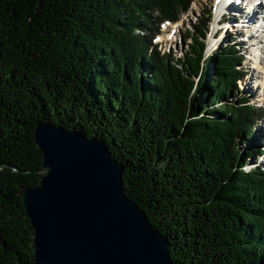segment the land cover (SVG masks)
<instances>
[{
	"label": "trees",
	"instance_id": "trees-1",
	"mask_svg": "<svg viewBox=\"0 0 264 264\" xmlns=\"http://www.w3.org/2000/svg\"><path fill=\"white\" fill-rule=\"evenodd\" d=\"M145 1L0 0V264H34L21 194L41 176L37 122L106 145L172 264H264L263 146L248 145L260 115L239 95L242 57L228 41L203 59L210 14L182 60L161 52L160 24L195 0Z\"/></svg>",
	"mask_w": 264,
	"mask_h": 264
},
{
	"label": "water",
	"instance_id": "water-1",
	"mask_svg": "<svg viewBox=\"0 0 264 264\" xmlns=\"http://www.w3.org/2000/svg\"><path fill=\"white\" fill-rule=\"evenodd\" d=\"M36 186L21 203L34 264H172L168 242L123 191V166L106 145L77 130L37 122Z\"/></svg>",
	"mask_w": 264,
	"mask_h": 264
},
{
	"label": "rangeland",
	"instance_id": "rangeland-1",
	"mask_svg": "<svg viewBox=\"0 0 264 264\" xmlns=\"http://www.w3.org/2000/svg\"><path fill=\"white\" fill-rule=\"evenodd\" d=\"M137 3H144L143 6L147 7V1L145 0H137ZM214 0H195L190 9L183 14L179 15V19L174 24H168L165 23L162 25V27L159 30V36L155 39L154 43H160L162 42L161 46H158V49L161 50V52H169L170 55L174 59L182 60V56L186 51H190L189 45L192 43V39L190 36H187L190 34L192 29L199 25V21H203L204 18L207 17V14H210L209 22L206 25V30L204 32L205 35V50H204V58H207L213 51H215V47H221L224 45H229L228 38L232 35L230 32L225 34V28L222 31H218L217 27H219L218 23L215 24L213 22L216 20L215 18V9H214ZM137 5H135L136 7ZM149 7V4H148ZM137 8V7H136ZM144 12V10L142 9ZM158 9L152 8L145 11V14L149 16L148 20L151 24L158 16ZM217 12V11H216ZM139 13V12H138ZM215 16V17H214ZM138 17V15H136ZM218 19V18H217ZM217 21V20H216ZM221 22V21H220ZM219 22V23H220ZM225 24V23H223ZM222 24V25H223ZM215 25V26H214ZM152 26V25H151ZM213 32L215 34H219L220 40H225L224 42H220L216 40L218 39L217 35L212 36V27ZM148 28V27H147ZM238 31V30H237ZM236 31V32H237ZM136 33L143 34L140 31H137ZM243 35V34H241ZM241 35L239 36L241 38ZM214 40V41H213ZM256 41L253 43L255 44ZM261 44L260 42H257ZM233 44L237 47L236 49L239 51V54L241 55V66L240 68L244 69V78L238 82L239 87V95L250 98L248 99L249 102L259 111V119L257 122H255V130L254 134L251 137V142L248 143L249 146H263L264 149V52H257L256 56L258 57L260 54L261 61L257 62L255 60L254 53L250 55V52H253L254 49L249 48V50H245L246 47L243 46V48L238 47L236 43L233 42ZM262 45H260L261 47ZM259 49V48H258ZM260 50V49H259ZM248 51V52H247ZM211 52V53H209ZM204 61V60H203ZM257 66H254L256 65ZM261 63V64H260ZM236 93L232 94L230 97L227 98V100H223L220 103H216L213 105L214 109H217L218 106L223 105L224 103H234L237 99ZM262 143H261V140ZM262 144V145H261ZM241 146V145H240ZM248 147L247 144L242 145L241 147ZM243 147V149H245ZM254 162L260 167L264 166V158L263 159H257ZM252 161V160H249ZM254 163H248L243 167V170L245 172H249L250 169L255 167L256 165H253Z\"/></svg>",
	"mask_w": 264,
	"mask_h": 264
},
{
	"label": "bare ground",
	"instance_id": "bare-ground-1",
	"mask_svg": "<svg viewBox=\"0 0 264 264\" xmlns=\"http://www.w3.org/2000/svg\"><path fill=\"white\" fill-rule=\"evenodd\" d=\"M231 1L232 0H218V4L216 7L217 12L215 13V15L218 19L215 18L217 21L216 20L214 21V19H213V22H215V24L218 23V25H219V27H217L218 31H222L225 28V34L230 33V32H235V33H232V35L229 36V38L232 37L233 40L235 41L236 45H238V47L243 48V46H245L246 47L245 50H249V48L254 47V48H252V49H254V51L251 52L250 55L254 53L255 60L257 62H259V61H261V59L260 58L257 59L258 57L256 56V53L262 52V48L264 51V36H263L264 33L263 34L259 33V38L262 41V44H260L262 46L260 47L259 45H257L256 42H255V44L253 43L256 40H255L254 36L251 35L252 32H249L248 34H246L245 31L248 30L249 26L251 27L252 24H253V28H255V26H254L255 24H258V23L263 24L262 23L263 20L261 22V20L259 19V16L262 14V9L260 7H258L257 5H252L253 7H251V8L249 7L250 8L249 10L236 8V6H235L236 2H231ZM223 23H225V24H223ZM247 23H249L250 25H248ZM214 26L212 27V36H210L212 38L214 37L213 35L215 34L213 32ZM241 34H243V35H241ZM215 35H217V37H218L216 42L219 41V43H220V42L225 41V40H220L221 36L219 34H215ZM240 35H241V38L239 37ZM229 38H228V40H229ZM214 40H215V37H214ZM253 45H255V46H253ZM256 46H257V48H255ZM254 66L258 67L257 63ZM249 163H253V161H249Z\"/></svg>",
	"mask_w": 264,
	"mask_h": 264
}]
</instances>
